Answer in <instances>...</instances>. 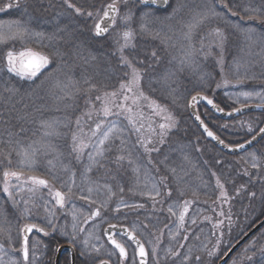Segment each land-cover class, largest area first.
I'll use <instances>...</instances> for the list:
<instances>
[{"label":"trees","instance_id":"16d2710c","mask_svg":"<svg viewBox=\"0 0 264 264\" xmlns=\"http://www.w3.org/2000/svg\"><path fill=\"white\" fill-rule=\"evenodd\" d=\"M170 1L169 9L160 12L144 9L139 4L128 0L127 2L118 0L120 15L123 16L131 11L132 19L125 25L121 23L120 17H117L115 27L104 39H97L86 29H83L82 34V29H78L77 26L83 24L80 19H84L85 16H76L62 3L53 2L49 12L37 2H32L29 5L27 13L33 19L37 17L36 21L40 23L36 25L35 31L43 32L47 40L55 42L51 47L47 44L48 47L44 48L31 41L30 47L49 55L51 63L46 70L34 78L30 85L17 81L14 76L10 77L5 72L0 73V81L1 79L5 80V87L11 88L12 86L14 88L12 92L1 93L0 100L5 97L6 105L15 104L14 92H18L15 96L16 100L21 98L19 103L15 104L18 109V117H13V113H10L0 121V229H2L0 245H7L3 238L10 232L8 230L21 222L22 218L25 219L24 215L23 217L21 215L25 207L32 211L35 210L38 217L43 218L39 224L45 225L47 218V213L41 206L39 207L38 200L31 201L32 205H25V199L22 198L18 204L19 199H16L15 194L19 192V189L12 188L15 203L3 192V171L8 168L20 170L21 167H24L25 179L31 175L39 176L48 179L55 188L57 187L56 189L64 192L67 191L69 185L67 184L65 189L59 185L67 181H75V189L72 188L73 195L69 202L63 209L59 207L53 209L55 222H57L55 225L58 227L63 224L60 222L63 214H65V218H72L73 206L77 210V216L86 218L97 207L106 204L108 207L100 208V216L108 217V213L112 212L116 204L123 201L127 205L122 207L119 212L116 211V217L108 220V223L125 225L132 230L135 219L139 221V219L146 218V232L152 235L157 234L160 237V245L164 247L172 245L171 264H203L201 259L197 260L196 257H203L207 252L205 243L209 239V233H211L209 231L214 223L208 215L211 209L213 211L215 208L213 204L215 196H221L222 192V189L216 186L215 177H219L220 184L229 192V196H236L231 202L233 224L224 229L225 231L231 228L230 231L233 232L232 244L246 232L247 228L249 229L264 216V141L246 153L250 155L255 153V162L252 160L253 162L250 163L249 160L248 163L242 164L241 160L246 154L230 157L215 149L194 127L186 107L188 99L195 94L209 97L224 111L248 104L261 103V98L264 97V0ZM73 2L86 10L95 12L97 6L101 5L103 8L112 0H73ZM223 3H228L231 11L237 14L231 15L228 9L222 7ZM93 6L96 7L90 9ZM210 8H214L219 15H210L201 26L194 30L192 37V44L197 50L201 47V39L204 40V52L197 51L195 53L194 64H182L181 61L188 51V41L184 38V33H186L184 26L193 14H196L195 18H197L199 14ZM174 9L178 10L174 12ZM245 9H258L262 15L259 19H249L252 13L246 12ZM145 12L150 15L145 21H141L140 17ZM19 16H21L19 13L6 12L0 17V20H11ZM58 17H62V22L58 25L47 26L51 29L41 25L44 18L45 21H48ZM141 23L147 25V30L141 31ZM71 24L74 28L68 34L65 29H68ZM237 24L241 26V29L253 28L252 38L248 39L245 32L236 28L234 25ZM160 26L162 29L158 30ZM167 27L179 31L180 37L165 45L160 41L165 42L163 35L170 31ZM125 28H131L134 32L132 41L134 47L129 50V58H132L133 64L142 71L141 89L149 95V98L166 106L178 121V125L171 134L161 138L158 145L159 140L155 139L158 149L151 154L145 152L140 143L141 134L137 136L134 131L130 130L131 128L129 131L125 130L123 134L118 132L116 134L118 138L114 137L105 146L109 150L105 152V156L101 160L103 166L95 165L91 171H86L90 163L88 153L91 152V148L84 149L80 158L77 159V153L73 151L72 135L78 131L76 123L78 119L84 132L91 135L90 129L95 127L98 117L94 114L89 119L85 115L88 111L86 112L84 106L94 104L97 109L99 103L95 102V96L116 90L115 82L120 75L112 53L113 46H111V41L104 46L103 41L113 35L120 38V34ZM215 28H219L227 38L223 45V68L220 71L215 58H218V54L221 58V49L211 46V54H207L212 40L215 39L209 33ZM55 29H60L63 34L58 36L56 34L58 31ZM61 29L65 31H61ZM5 52L0 51L2 64L6 62ZM153 52L156 53L155 56H153ZM78 63L85 66L84 70L89 73L88 78L91 82H98L100 89L83 96L81 108H70L65 125L63 120L60 121L62 124L59 123V133L63 132V135L60 134L58 140L52 139L53 143L59 146L57 151L60 150L58 151L60 156L55 154L56 151L45 155L42 152H37L34 168L29 170L20 164L21 158L12 149L15 148L17 140L20 141L21 146L26 147L38 139L40 132H44L41 122L47 121V115L43 111L46 108L42 109L39 106L43 100H34L33 93H43V88L53 89L52 85L59 83L58 81H62L65 77H70L68 73L72 68H76ZM102 67L110 71L104 72ZM224 79L229 80L230 83L226 87L218 88L217 84L223 82ZM242 92H251L253 95L251 98L245 99L240 95ZM256 93H260V95L257 96ZM183 97L184 101H182ZM31 100L32 104L39 106L34 117L33 113L27 116L28 111L24 109ZM198 113L203 123L215 136L230 146L247 141L264 122L263 113L246 114L229 122H221L202 106L198 107ZM30 121L33 122L29 123ZM124 123L126 124L125 121ZM124 123L122 125H125ZM249 125L252 128L251 132L248 130ZM21 128L24 131H21ZM9 133L18 135L10 136ZM10 139L13 141L12 145L8 143ZM121 140L124 141L123 144H121ZM147 146L150 149L149 144ZM9 153L10 155H8ZM118 156H124L125 159L117 161ZM8 159L12 161L10 165ZM49 161L52 162L50 168L47 167L50 165ZM253 163L256 164L255 167H253ZM138 176L146 179V187L143 190L137 182ZM114 179L128 181L126 188L129 190L124 191V195L128 194V199L115 198L117 190L114 186L112 189L115 193H109L107 187L112 184L111 181ZM12 183L17 182L13 181ZM153 185L159 190L160 195H155ZM95 186L99 188H94ZM89 188L92 189L90 195L91 199L96 202L94 204H89L87 200L80 198L81 195L89 196ZM99 190L103 195L96 194ZM253 193L255 195H252ZM153 196L155 199L152 198ZM26 200L30 203L28 198ZM185 200L192 201V204L189 208V216L180 227L178 214L183 210ZM53 205V202L48 204L50 208ZM140 205L142 208L138 209ZM170 205L174 207L177 215L168 211ZM197 213L199 215L195 218L196 222L192 223L191 219L196 217ZM249 221L250 225L246 226ZM136 235L140 237L138 234ZM11 245L16 248V240H12ZM73 246L77 251L78 264H81L83 259L89 258L87 255L80 256L77 247ZM262 248H264V228L241 247L227 264H264ZM62 264H69V259L64 257Z\"/></svg>","mask_w":264,"mask_h":264},{"label":"snow or ice","instance_id":"6c2138e0","mask_svg":"<svg viewBox=\"0 0 264 264\" xmlns=\"http://www.w3.org/2000/svg\"><path fill=\"white\" fill-rule=\"evenodd\" d=\"M127 2V0H125ZM138 3L149 6V5H157L158 3L162 2L163 4L167 5L169 0H137ZM64 5H66L67 9H70L72 13H74L76 16H86L87 18H91L94 20V35L96 37H104L110 30V28L115 27L117 23V17H120L121 23L127 25L133 16V13L131 11L125 13L123 16L120 15V9L117 7L118 0H112V3L106 5L103 9L102 15L99 10L95 12L91 10H86L81 6H78L76 3L73 2V0H63ZM12 7H19V4H13L8 3L3 8H0V11H4L6 8H12ZM223 8L228 9L229 12H231V15L235 16L237 13L231 11V8L229 7L228 3H223ZM178 9H174L173 11H177ZM25 11H27L25 9ZM246 12H251L252 15L249 16V19H259L261 17V13L258 9H245ZM150 13L145 12L141 17V21H145ZM216 16L219 15L215 11L214 8H210L207 11L203 12L202 14H199L197 18H195L193 23H190L188 25V31L184 33L185 40L188 41V51L185 53V58L181 61L182 64H194L195 61L193 59V56L197 51L204 52V40L201 39L200 49H195L194 45L192 44V37L194 34V30L198 28L200 25L204 23L205 20L209 18V16ZM171 18V17H169ZM243 19V17H241ZM236 28L240 29L241 31L245 32L247 34V38L251 39L252 35L254 33V29L244 28L241 29V26L239 24L234 25ZM141 31L147 30V25L145 23H141ZM63 29H61L62 31ZM210 36L214 37L215 39L212 40L211 45L209 46V50L207 54H211V46H216L221 49V59L217 61V63L222 64V52H223V45L225 40L227 39L224 33L219 29L215 28L212 29L209 33ZM45 34L43 32L35 31L33 30L27 22L22 23L20 20H15L11 22H0V45L6 44L10 40H18L21 43V50H16L15 48L8 50L5 53V60H6V68L7 72L10 74H13L16 77H19L22 80H32L37 77V75L41 72L42 69L46 68L50 63V57L47 54H44L42 51L34 50L32 47L28 46L29 40L32 38H40L43 39ZM134 39V32L131 28H125L123 32L120 34V39L116 41V51L120 54V62L122 65L126 66V68L130 71H127L125 75L129 77V79L125 82H121L119 89L114 90L112 92H104L103 96H96V100L101 101V107L99 110H96V115L98 117L97 122L95 123V127L90 129L91 135L88 133H85L83 130V127L81 126L80 120H77V132H74L72 135V143H73V151L77 153V159L80 158V155L84 152V149L91 148L92 151L88 153V159H89V165L86 169V171H91L92 167L95 165H101V160L105 156V152L109 149L105 147L106 143L110 141V139L118 138L116 137V133L119 131L117 127L116 121H109V118L112 116H120L121 114H125V119L128 121V124L133 127V129L136 132H140L141 128L144 127L142 123L138 126V121H142L144 117V113L141 111V100H149V97H147L143 90L141 89V80L143 78L142 71L137 68L133 62L128 59V57L125 55V49L133 48L134 45L132 43ZM58 54V53H57ZM156 53L153 52V56H155ZM230 83L229 80L224 79L223 80V86H227ZM69 85H72L75 87L73 82L69 80ZM84 84L89 85L88 89L86 91H93L96 90V85L92 84L89 79H84ZM68 85H66L67 87ZM221 84H217V87H221ZM6 91L12 92L14 89L12 88H5ZM79 91V88L76 89ZM66 95L71 96V93H66ZM241 96H243L245 99H249L252 97L253 93L251 92H242L240 93ZM257 96L260 95V93H256ZM200 101H206L207 104L212 105L213 108H216L217 111H223V109L218 108L216 104L213 103L212 99H209L207 96H192L191 98V106L195 107V105ZM261 103L264 105V97L261 98ZM149 107L153 109V112L155 115H161L166 112V109L162 108L160 105L156 104L155 101H150ZM95 110V109H93ZM93 110H90L85 115L89 117V119L92 116ZM236 111H240L239 109H236ZM231 115V113H229ZM197 120H200V116H196ZM163 123H160L158 125L160 129L159 135L161 138L166 134L167 130L170 129L173 125L172 123H169L173 120L172 116L170 114L163 116ZM108 122V126L105 127V122ZM201 125L203 126V121L200 120ZM41 127L45 129L44 135L48 136L51 135L52 132L49 131V129H52V124L48 121H42ZM148 130L155 132V129L152 128L151 122L148 125ZM249 132L252 131L251 125H249L248 128ZM21 131H24L23 128H21ZM204 131L207 133L209 137H211L214 140H218V137H216L212 131H210L207 126H204ZM261 133H264V128H261L259 130ZM10 136L12 135H18L9 133ZM93 138H95V142H93ZM255 139V137H253ZM9 145H12L13 141L10 139L8 141ZM124 141L121 140V144H123ZM140 143L144 147L145 152H150L155 149H149L148 144L151 143L150 140H144L141 139ZM220 144H224V141L219 140ZM251 143V141H249ZM15 148L12 150L16 152V155L20 157V164L22 166H26L29 170H33L34 165L36 163V155L37 152H39L41 149H51V145H47L42 143V141H33L32 143L28 144L26 147L21 146L20 141L17 140L15 142ZM224 147H228V145H224ZM240 147H244V145H240ZM10 155V153L8 154ZM252 159L255 162L256 155L255 153L251 154ZM7 158V156H6ZM125 159L124 156H118L117 161ZM9 165L12 163L11 159H8ZM51 164L52 162L49 161ZM103 166V165H101ZM256 164L253 163V167H255ZM55 179V177H53ZM16 181V184H13L12 182ZM75 181L73 180V184ZM21 185H30L27 187V191L32 194V196L29 197V200H32L33 197L36 195L37 192L46 189L48 195L52 198V200L55 202L52 208L48 206V202L46 201L44 204V211L47 213L46 218V226L41 227L37 223H27L24 225V227L21 229V233L23 236L22 244L19 248V251L22 255V261L23 264H30L29 255H30V247H29V234L35 230L37 233H43V235L47 236L49 235V231L46 230L48 227L51 228L52 232L57 231L56 225H55V211L53 210L56 207H59L60 209H63L65 207V204L70 200L71 194H72V187L69 186L67 188V191H61L56 189L48 179L41 178L39 176L31 175L28 176L26 179L24 178V167H21L20 170H12L10 168L5 169L3 171V192L7 194L9 199H13V202L15 203L14 195L12 188L18 187L20 191H24V187H21ZM217 186L223 189V185L220 184L219 179L217 180ZM63 187V185L61 186ZM153 189L155 191V195H160V192L158 189H156L155 185H153ZM121 191L123 189L121 188ZM89 196H83L81 195V199H85L89 202V204L96 203L94 200L91 199V192L92 189H88ZM109 193L111 194V189L109 188ZM151 195V193H149ZM169 195L171 193L169 192ZM183 195V193H181ZM252 195H255L253 193ZM221 196L227 200V194L225 192H221ZM155 199V197H152ZM25 205H27L28 200L24 201ZM121 204H123V201H121ZM192 204V201L185 200L183 203V210L179 212L178 214V220L180 227L183 226L185 222V217L187 216L189 212V208ZM106 208V204H102L100 207H97L95 210H93L85 219V223H87L90 220H93L101 215L100 208ZM142 207V205H140ZM115 211H120V206L118 205ZM168 211L172 213L173 215H177V212L174 210V207L172 205L169 206ZM29 212V209L25 207L24 213L27 214ZM223 215V213H221ZM230 219V217H229ZM72 220L73 223L71 225L72 233H71V240L75 241L76 236L78 232H83V228H78V216H77V210L73 206L72 211ZM195 219L192 220V223H195ZM222 223V222H220ZM214 227H219V223L214 225ZM109 229L115 230L117 229L116 224H109ZM2 231V229H0ZM62 235H67V232L64 228L60 229ZM135 229L129 230L128 228H123L119 231V233L113 231L109 233V231L105 230V235L107 236L108 243L111 244L112 248L118 251L119 256L121 260H126L128 258V252H127V246L124 242L117 239V235L126 236L128 240L132 242V244L136 245V251L141 258L139 261V264H147L146 257L148 253L145 251L144 245L140 242L139 239L134 234ZM92 237V233L90 232L88 234V238H85L82 241L83 249H82V255H91L92 252H95L96 254H99L101 251V248L103 245H100L99 247L96 244H90L89 241ZM186 239V237H185ZM9 240H11V237H9ZM219 245V242L217 244V247ZM16 248H12V251H16ZM57 251H59V248H57ZM32 252V260H35V245L31 248ZM155 252V249H153V253ZM245 252H247V249H245ZM261 252L264 253V248L261 249ZM0 253H4V248L2 245H0ZM169 253L172 254V250L169 249ZM213 252H210L209 255H213ZM107 255L110 257L113 255L112 251H108ZM178 255V253H176ZM251 259V257H248ZM197 260H199V257H196ZM0 264H18V261L16 259H9V261L5 262L3 259V256L0 255ZM98 264H108L107 260H99Z\"/></svg>","mask_w":264,"mask_h":264},{"label":"rangeland","instance_id":"374dc122","mask_svg":"<svg viewBox=\"0 0 264 264\" xmlns=\"http://www.w3.org/2000/svg\"><path fill=\"white\" fill-rule=\"evenodd\" d=\"M10 2L13 3V4L18 3L19 7L6 8L4 11H0V17L4 13L11 12V11L13 13H16V14L19 13V14H21V16H19L18 18H15V19H11V20L10 19H6V20H2L1 19L0 22L7 23V22L15 21V20H20L22 23L27 22L29 24V26L33 30H35L36 25L37 24L39 25L40 23H38L36 21L37 17L34 18L35 19L34 20L31 17V15H29L27 13L28 7H29V5H31L32 2H34V3L37 2L38 5L44 6L47 12H49L51 10L50 7L52 6L53 2L64 4L63 0H62V2H61V0H35V1H33V0H0V8H3L6 4H8ZM108 4H110V3H108ZM108 4H105L103 6V8H102L101 5H99V7L98 6L97 7L93 6L90 9L96 7L97 9L95 10V12L97 10H99L101 12V15H102L104 7L106 5H108ZM117 7H119V9H120V4L119 3L117 4ZM25 9L27 11H25ZM95 12H94V15H95ZM196 16H197L196 14H193L191 19L186 23V25L184 26L185 32L188 31V25L190 23L194 22ZM45 20H46L45 18H44V20H42L41 25H44V27H46L47 29H51V28H49L47 26L58 25L60 22H62V17H58V18H55V19H52V20H48V21H45ZM80 20H81V22H83V24H80L77 27L80 30L82 29L81 33L83 34V29H86V31L89 30V33L94 35V33H93L94 20L91 19V18H87L86 16H85L84 19H80ZM69 28H70V30H69ZM69 28L65 29L68 32V34H69V31L73 30V28H74L73 24L69 25ZM161 29H162V26H160L158 28V30H161ZM167 29H170V28L167 27ZM55 30L58 31V32H56V34L58 36L60 34L61 35L63 34V32H60V29H58V30L55 29ZM65 30H62V31H65ZM64 35H65V32H64ZM179 37H180V32L179 31H175V28H173V29H170V31L166 35H163V39H164L165 42L160 41V43H164L165 45H168L169 43L174 42ZM118 39H120V38H117V36L113 35L112 37H109L108 39L103 41V45L104 46H106V44H109V41H111V46H113L112 53H113V57H115V59H116V62H117V65H118V69H119L118 73L120 75V76L117 77V79H118L117 82H115L117 84L116 85V90L119 89V86H120L121 82H125V81H127L129 79V77L127 75H125V73L127 71H130V70H128L126 68V66L122 65L121 62H120V54H119V52L116 51V47H117L116 46V41ZM31 41L34 42V43H38L39 47L41 46V47H44V48H46V46L48 47V45H50V47H51V45H53L54 42H55V41L47 40L46 36H44L43 39L32 38L31 40H29L28 46H30ZM13 48H15L16 50H21L20 41H18V40H10L4 45H0V51L2 50L3 52L4 51L7 52L8 50L13 49ZM130 49L131 48L125 49V55L128 57V59H130L129 58L130 57L129 56V53H130L129 50ZM5 53H4V56H5ZM215 59H216V64H217V67L219 68V71L222 70V68H223L222 65L223 64L217 63V61L221 59L219 54H218V58H215ZM222 63H223V60H222ZM83 64H85V63L83 62ZM140 64H142V63H140ZM84 68H85V66H83V65L78 63V66L76 68H74V69L72 68L70 73H68V75H70V77H65V78H63L62 81H58L59 83H56L55 85H52L53 89L48 87V88H43V90H44L43 93H38V92L33 93L35 95L33 97L34 100H43V103H41V105H39V106L42 109L46 108V109H43V111L47 115V121L52 124V129H49V131L52 132L51 135L45 136L44 132H40V134H38V139L35 140V141H42V143L47 144V145H51V149H41L39 151V152H42L43 155L48 154V153H52V152L54 153L56 151L55 154L60 156V154H59L60 152H58L60 150L57 151L59 146L56 143H53V140H52V139L58 140V137L60 136V134L63 135V132L59 133V123H60V121L63 120L64 121V125H65L66 116L68 115V112H69L70 108L71 107H72V109L74 107L81 108V106H82L81 102L83 100L82 97L85 96V95L90 94L91 92L98 91L100 89L99 88L100 85L98 84V82L95 83V82H91L90 81L92 84L96 85V90L86 91L88 89L89 85L84 84V79L85 78L89 79L88 78L89 76H87L89 73H87V70L85 71ZM102 68H103L104 72L110 71L109 69L106 70L105 67H102ZM2 72H5L10 77L14 76L13 74H10V73L7 72L6 62L3 63V64H2V62H0V73H2ZM91 73H93V72H91ZM93 74H96V73H93ZM14 78L17 79V81H20L21 83H24L26 85H30V83L34 81V79H32V80H26V79L22 80V79H20L19 77H16V76H14ZM69 80H71L73 82L75 87H73L72 85L68 84ZM142 82H143V80H141L140 87H142V84H143ZM4 84H5V80L1 79V81H0V94L4 93V92H8V91L5 90L6 87H5ZM220 84L222 85V87H224L223 86V82H221ZM66 85H68V86L66 87ZM11 88L14 89L12 86H11ZM77 88H79V91L76 90ZM69 92L71 93V96L66 95V93H69ZM14 94L15 95H13L14 96L13 100H14L15 104H17V103H19L21 98H17V100H16L15 96L18 94V92L17 93L14 92ZM144 94L147 97H149V95L146 92H144ZM19 95H20V93H19ZM100 96H103V93ZM27 99H30V98L27 97ZM94 99H95V102L98 101V100H96V96H95ZM184 99L185 98L183 97L182 101H184ZM150 101H154V100L149 98V100H141L140 101L141 111L144 113V117L145 118L142 121H138V126H139L140 123H142L144 125V127L141 128V131L139 133L136 132L133 129V127L128 124V121L125 119V114H121L120 116H112V117L109 118V121H113L114 120V121L117 122V127H118V130H119L118 132L120 134L125 133V130L129 131V129L131 128L130 130L134 131L137 134V136H139L140 134L142 135L140 140L141 139L150 140L151 143H149V147H150V149H155V150L147 152L148 154L154 153L158 149L156 147V144H155V143H157L155 141V139H157V141L159 140L158 143H157V145H158L160 143V140H161V136L159 135L160 129H159L158 125L160 123L164 122V120H163V116L164 115L170 114L172 116L173 120L170 121L169 123H172L173 126L170 129L167 130L166 134L163 137H165V136L167 137L168 134H171L176 129L175 127L178 125L177 124L178 121H176V119L173 116V114L171 113V111H169V109H167L166 106H162L161 103L159 101H156V100H155L156 104H158L162 108L166 109V112L161 114V115H155L154 112H153V109L148 106ZM186 101H185V104H186ZM33 102H38V101H33ZM98 103H99V106H97V109H95V105L94 104H88V106H84V109L86 110V112L87 111L89 112L90 110L95 109V110H93V113H92V115H94V114H96V110H99L100 107H101V101H98ZM15 104L6 105L5 97L0 100V121L2 119L6 118V116H5L6 114H10V113H13V117H18V115H17V110L18 109L16 108ZM28 104L29 105H27L24 108L25 110L28 111L27 116L30 115L31 113H33L32 116L34 117V115L36 114V111L38 110L39 106L37 104H32V100ZM260 104H262V103H260ZM6 109H8V110L5 111ZM121 119L124 120L126 122V124L124 123V121L122 122ZM109 121L105 122V125H104L105 127L108 126V122ZM32 122L33 121H30L29 123H32ZM150 122L152 124V128L155 129V132H152V131L148 130V125H149ZM123 123L125 125H122ZM60 124H62V123H60ZM43 130L45 131V129H43ZM93 142H95V138H93ZM107 144H108V142L106 143V145ZM90 150L92 151V149H90ZM251 157H252V155L246 154L241 160L242 164L248 163L249 160H250V163H252L253 159H251ZM51 164L48 165L47 167L50 168ZM54 166H58V165H54ZM57 179H58V177H57ZM218 179H219V177H215L216 184H217V180ZM145 180L146 179H143L140 176L137 177V182L139 184V187L142 190L146 187V181ZM58 182H60V181H58ZM111 182H112V184L107 187V190H109V188H110L112 194L115 193L113 191L114 189H112V187L114 186V188H116L115 190H117L116 191L117 192L116 196L114 195L115 198L118 197L117 199H119V200L128 199V194L126 193L124 195V193H125L124 191H128L129 190V188H128V190L126 188V185H127L128 181L123 182L121 180L119 181V180L114 179ZM14 184H16V183H14ZM67 184L69 186H71L73 189H75V185L73 184V182H68V181L64 182V183H61L59 186L63 185V188L65 189V186H67ZM29 186L30 185H21V187H24L25 190L24 191H20L19 190V192H17L15 194L16 199H19L18 202H17L18 204L20 203V200L22 198L26 200L27 198L29 199V197L32 196V194L29 193L26 190L27 187H29ZM14 188L19 189L18 187H14ZM94 188H99V187L95 186ZM121 188L123 189V191H121ZM217 188H219V187H217ZM221 191H223V192H225L227 194L228 199L225 200L222 196H218V197L215 196V200L213 202V204L215 205V208L213 209V211L211 209V212H209V215H208L209 219H211L212 223L213 222L214 223L211 225V228H210L211 230L209 231L211 233L208 232L209 233V239L205 243V245H207V252L204 254L205 256L199 257V259H201V263H203V264L217 263V261L228 251V248H230V246L232 245V240L231 239L233 237H231V236H232L233 232L230 231L231 228H229L230 230H225V231H224V229H227V227H231L232 224H233L232 218H231L232 217L231 216V202L233 201V198L236 197V196H234V197L233 196L232 197L229 196V192L226 189H224V188ZM96 194L103 195V193H101L100 190L97 191ZM72 195H73V193L71 194V197H72ZM185 197H187V196H185ZM34 199L39 201L38 202L39 203V207L41 206L43 209H44V204H45L46 201L48 202L49 205L51 204V202L55 203L52 200V198L48 195L46 189L41 190L40 192H37L36 195L33 197V199L30 200V203H27V204L28 205H32L33 202H31V201H33ZM118 205L120 206V209H121L122 207H124L127 204L126 203H123V204L119 203ZM118 205L116 204V206L114 207L112 212L108 213V215H109L108 217L107 216L97 217V218L93 219V221L90 220L87 223H85V221H84L86 219L84 216H78V221H77L78 228H83L84 231L83 232H78L75 241L71 240V233H72L71 225L73 223V220H72V218H70V219L65 218L63 220L62 226L59 228V231H60L61 228H64L65 231L67 232V235H62V239L64 241H67V242H70V243H75L76 244L75 246L77 247V249L79 250V252L81 254L82 253V249H83L82 241L85 238H88V234L91 232L92 233V237H91L89 243L90 244H96L98 247L100 245H103V247L101 248V251H100L99 254H96L95 252L91 253L92 258H94L95 263H96V261L99 262V260H101V259L109 258V256L107 255V252L109 250L106 247L105 241H104L103 236H102V232H103V229H104L106 223H108V220H111L112 218L116 217L115 209L117 208ZM107 207H108V205H107ZM141 208L142 207L139 206L138 209H141ZM179 209H177V210H179ZM221 213H223V215H221ZM21 215H22V217L24 215L25 219L22 218L23 220L21 222H19L18 224L14 225L13 228H10L8 230V232L10 231L8 233V235H6V237L3 238L4 241H6L7 245H2L3 248H4V253H0V255L3 256V259L5 260V262L9 261V259H16L18 261V264H23L22 255H21V253L19 251V248L21 246V234H20L21 233V229H22L21 227H24V225L27 224V223H37L41 227L46 226V224L45 225L39 224V223H41L43 218L42 219L39 218L37 213L35 212V210L34 211L29 210V212L27 214L22 212ZM195 215H196V217H192L191 220L197 218L199 214L197 213ZM62 216L65 217V214H63ZM188 216H189V212H188L187 216L185 217V219ZM43 217L45 218V216H43ZM229 217H230V219H229ZM145 221H147L146 218H144V220L143 219H139V221H136V219H135L134 220V224L135 225L133 224V228L135 229L134 233L138 234L140 236V238L142 239V241L144 242L145 248H146L147 253L149 255V262L148 263L149 264H171V261H172L171 256L173 255V253L170 254L169 253V249H171L172 245H170V246L168 245V247H164L163 245H160V242H159L160 241V237L157 234L152 235V234H149L148 232H146L147 224H146ZM220 222H222V223H220ZM56 223L57 222H55V224ZM218 223H219V227H214V225H216ZM249 225H250V221L248 223H246V226H249ZM51 232L52 231H49V234H51ZM47 236L44 235L42 237H47ZM9 237H11V240H9ZM12 240H16V242H17V245H16V249L17 250L16 251H12V247H13L11 245ZM42 242H43V239H41V237L40 238L39 237H32L29 240V247H30L29 260H30V264H38V263H40V260L43 259V257H44V246L45 245H39V243H42ZM122 242H124V240H122ZM218 242H219V245L217 247ZM124 243L127 246V251L131 254L133 251H132V249L130 247V244L127 241H125ZM33 245H35V260L34 261L32 260V252H31V248H32ZM153 249H155L154 253H153ZM210 252H213L214 254L210 256L209 255ZM112 256L113 255H111L110 257H112Z\"/></svg>","mask_w":264,"mask_h":264},{"label":"water","instance_id":"95a60500","mask_svg":"<svg viewBox=\"0 0 264 264\" xmlns=\"http://www.w3.org/2000/svg\"><path fill=\"white\" fill-rule=\"evenodd\" d=\"M129 1H131V2H137V0H129ZM140 5L142 7H144V8H148V9L166 10L168 8V6H169V2H168L167 5L163 4L162 2L158 3L157 5H149V6H145V5H142V4H140ZM111 29L112 28H110L109 32L111 31ZM109 32L107 34H109ZM104 37H98V38H104ZM193 96H199V95H193ZM191 98L188 100V103H187V106H186L187 109H188L189 117H190L191 121L193 122V124L195 125V127L200 131L202 137H204L208 142H210L212 144V146H214L216 149H218L223 154H226L227 156H236V155L244 154L245 152H247V151L251 150L252 148H254L256 145H258L263 140L264 133H261L260 131H258L253 136V137H255V139H253V137H251L248 141H246V142H244L242 144L235 145V146H228L226 148V147H224V145H227L226 143H224V144H220L219 143V140H221V139L218 138V140H214V139H212L211 137H209L207 135V133L204 131V126H206V125L203 123V126H202L201 123H200V120L201 119L200 120H197L196 119V116L199 115L198 112H197V106L198 105L203 106L208 112H210L216 118H218L219 120H221V122L222 121H232V120H234L236 118H239V117H241V116H243L245 114H250V113H260V114L263 113L264 114V106H262V105H247V106H244V107L239 108L240 111H236V109H235V110H231V111H224L223 110L221 112V111H217L216 108H213L212 105L207 104L206 101H200V102H198L195 105V107H192L191 106ZM216 106L218 108H221L217 104H216ZM229 113H231V115H229ZM261 128H264V125ZM249 141H251V143H249ZM240 145H244V147L241 148ZM123 228H127V227L117 226V229L112 230V229H109L108 226H107L104 229V232H103L104 237H105L107 243H108V239H107V236L105 235V230L106 229L109 231V233H111L113 231L119 233V231L121 229H123ZM262 228H264V218L261 219L257 224H255L254 226H252V228L246 234H244L242 237H240V239L234 245H232L229 248V250L224 254V256L217 262V264H227L228 263V260H230V258H232L235 255V253L241 247H243L253 236H255ZM33 233H37V232H35V230H33V232L31 234H33ZM31 234H29V237H30ZM122 237H124L125 239H127L126 236H122ZM21 238L23 240L22 233H21ZM128 241L131 242L130 240H128ZM108 244L111 246L110 243H108ZM131 244H132V242H131ZM132 245H134L135 248H136V245L135 244H132ZM64 254H68L69 255L71 264H75V259L76 258L74 256L75 255L74 247H72L71 245H68V244H65L63 246H59V251H57V254L55 256L56 258H55L54 264H59L60 258ZM137 255H138V253H137ZM138 259H139V261L141 259L139 257V255H138ZM146 260H147V257H146Z\"/></svg>","mask_w":264,"mask_h":264},{"label":"flooded vegetation","instance_id":"af4514ba","mask_svg":"<svg viewBox=\"0 0 264 264\" xmlns=\"http://www.w3.org/2000/svg\"><path fill=\"white\" fill-rule=\"evenodd\" d=\"M66 217V216H65ZM65 217L61 216L60 222L62 223L63 220L65 219ZM57 231L55 232H51V234H49L47 237H42L44 236L43 233H38V234H32V237H41V239H43L42 243H39V245H45L44 246V257L42 260H40V263L38 264H54L55 262V256L57 254V248H59V246H63L65 244V241L62 239V234L59 231L58 226H56ZM47 230L51 231V228L49 227ZM30 238V239H31ZM117 239H119L120 241L125 239L122 238L121 236L117 235L116 237ZM75 245V244H73ZM106 247L108 248L109 251L113 252V256L103 259V260H107L109 264H139V259H138V255H137V251L134 245H130L131 249H132V253L130 254L128 251V258L126 260H121L118 251H116L115 249H113L112 247H110L109 245H106ZM76 250V248H75ZM80 254V252H79ZM76 262L75 264H78V255H77V251H76ZM66 257L69 259V264H70V257L68 256V254H64L62 255V257L60 258L59 264H62V259ZM82 259V258H81ZM98 261H96L97 263ZM148 262H149V256H148ZM147 262V264H149ZM94 260H92L91 258H85L81 261V264H96ZM98 264V263H97Z\"/></svg>","mask_w":264,"mask_h":264}]
</instances>
